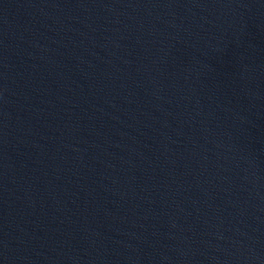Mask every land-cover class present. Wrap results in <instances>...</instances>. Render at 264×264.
<instances>
[{"label":"water","instance_id":"1","mask_svg":"<svg viewBox=\"0 0 264 264\" xmlns=\"http://www.w3.org/2000/svg\"><path fill=\"white\" fill-rule=\"evenodd\" d=\"M0 264H264V0H0Z\"/></svg>","mask_w":264,"mask_h":264}]
</instances>
